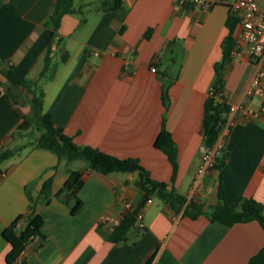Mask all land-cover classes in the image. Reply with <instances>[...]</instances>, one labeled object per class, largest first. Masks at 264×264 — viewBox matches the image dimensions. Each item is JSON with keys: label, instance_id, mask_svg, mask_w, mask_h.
<instances>
[{"label": "crops", "instance_id": "1", "mask_svg": "<svg viewBox=\"0 0 264 264\" xmlns=\"http://www.w3.org/2000/svg\"><path fill=\"white\" fill-rule=\"evenodd\" d=\"M116 1L74 0L77 10L63 15L52 52L54 58L59 51L60 60L42 84L45 110L64 137L120 158H138L152 178L186 196L207 147L205 103L224 56L235 0H213L210 9L175 0H119L110 8ZM0 2V67L36 80L57 0ZM238 33L237 22L236 40ZM255 69L246 53L227 64L222 96L229 104H261L262 98L246 92ZM32 105L33 93L0 70V145L23 147L0 163V264H7L12 247L5 228L29 214L32 203L34 214L44 219V241L40 245L35 238L24 250L28 264H144L151 256V264H248L263 246L257 220L228 225L206 213L193 217L184 213L185 206L177 210L158 196L142 208L144 226L138 220L128 239L111 240L114 227L143 202L139 172L104 174L91 170L82 156L23 142L27 132H17ZM163 126L178 150L176 170L155 145ZM225 149L223 169L203 174L194 201L210 210L221 201L222 183L234 206L250 197L264 203V118L238 117ZM72 170L83 171L77 189L83 205L75 214L56 195ZM105 216L111 220L102 221ZM28 222L23 217L19 230Z\"/></svg>", "mask_w": 264, "mask_h": 264}, {"label": "trees", "instance_id": "2", "mask_svg": "<svg viewBox=\"0 0 264 264\" xmlns=\"http://www.w3.org/2000/svg\"><path fill=\"white\" fill-rule=\"evenodd\" d=\"M119 5V0L110 5V8H116ZM74 0H57L56 6L48 19V24L52 27V33L49 39L48 50L45 55L44 68L41 71L39 78L36 80L28 79L25 76H20L13 69L0 70L5 74L11 83L21 84L26 86L33 93V105L31 111L25 115V120L19 127L20 129L28 126H35L41 133L35 138L33 144L38 146L53 149L56 151L66 150L71 158L82 156L86 159L91 170H95L104 174L112 172H134L140 174L139 184L145 191L143 202L138 207L131 209L114 227L110 234V239L116 242L123 241L129 238V232L137 224L138 213L145 206L147 201L152 196H158L167 203H170L175 209L180 210L183 206L184 213L196 217L200 213L208 214L213 220H220L228 225H233L239 222H248L257 220L264 229V203L255 198H243L239 206L232 205L225 195L223 184H220L219 196L221 201L212 206L206 211L201 204H197L194 200L186 203V196L179 193L175 187L169 189L168 183L152 178L150 172L141 164L140 160L135 157L120 158L111 153L105 152L97 147L90 145H79L70 137L62 135L60 127L55 123L52 113L45 110L44 98L45 92L42 86L39 85V79L52 78L56 65L53 62V45L57 39V32L64 14L75 12ZM2 3L0 2V15L2 13ZM238 22L237 16L232 12L228 20L229 33L223 41L224 56L222 61L217 63L216 72L217 78L214 84V93L210 94L205 103V113L203 118V128L205 142L207 145H212L218 139L219 133L227 118V112L230 109V104L223 98L222 89L224 85V69L231 61V53L236 44L234 31ZM68 54L63 53L61 60H66ZM219 95V98H218ZM164 98L166 100L167 93ZM155 145L164 150L173 162L175 170L177 168L178 150L175 145L171 132L163 126L160 131ZM23 147H10L0 145V163L16 154ZM227 159L226 149L221 157L218 158L216 166L223 169ZM83 171L72 170L66 179L63 186L57 191V197L71 206L72 213L75 214L83 205V200L77 195V189L82 183ZM51 181L44 184V188L50 185ZM34 203L30 206V212L27 215L17 217L4 230L5 238L11 243L12 247L7 254V264H28L22 259L24 250L35 240L40 239V245L44 241L42 233L43 217L40 214H34ZM28 216V224L19 230V224L23 217ZM151 256L144 264H151L153 261ZM248 264H264V244L257 253L252 255Z\"/></svg>", "mask_w": 264, "mask_h": 264}, {"label": "built area", "instance_id": "3", "mask_svg": "<svg viewBox=\"0 0 264 264\" xmlns=\"http://www.w3.org/2000/svg\"><path fill=\"white\" fill-rule=\"evenodd\" d=\"M181 5L189 3L198 5L204 9H210L215 1L213 0H175ZM232 12L238 18L239 33L236 44L232 50V61H238L243 53H246L253 60L256 69L247 86V94L250 97L258 96L262 98L259 105L249 103H235L230 104V109L227 112V118L219 133L218 139L212 145H207L204 150L201 162L194 175L193 181L189 186L186 203L194 200L198 195V183L205 172L213 168L217 164V160L225 151L227 139L231 134L238 117H252L260 115L264 118V6L259 0H235L231 4ZM98 53V52H96ZM156 66L152 67L156 71ZM214 93V88L210 94ZM219 98V95H218ZM150 198L147 203H150ZM129 207L131 203H127ZM134 209V208H132ZM143 209L138 213V219L141 221L140 225L144 226L142 222ZM102 221L111 220V217L105 216Z\"/></svg>", "mask_w": 264, "mask_h": 264}, {"label": "rangeland", "instance_id": "4", "mask_svg": "<svg viewBox=\"0 0 264 264\" xmlns=\"http://www.w3.org/2000/svg\"><path fill=\"white\" fill-rule=\"evenodd\" d=\"M59 60H60V53H59V51L55 54V56H54V58H53V62H54V64H58L59 63ZM36 77H38V75H36ZM39 78V77H38ZM37 78V79H38ZM43 81H44V79H39V85L40 86H42V84H43ZM23 132V133H26L27 132V134H24L22 137H24V141L23 142H28V141H30V140H35V138H36V134L38 133V131H37V128L35 127V126H29V127H27V129H22V130H19L17 133H19V132Z\"/></svg>", "mask_w": 264, "mask_h": 264}]
</instances>
